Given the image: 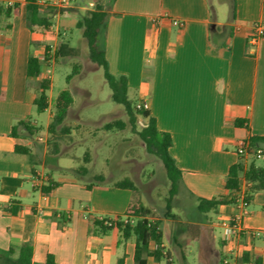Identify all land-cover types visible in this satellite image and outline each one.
I'll use <instances>...</instances> for the list:
<instances>
[{"label": "crops", "instance_id": "1", "mask_svg": "<svg viewBox=\"0 0 264 264\" xmlns=\"http://www.w3.org/2000/svg\"><path fill=\"white\" fill-rule=\"evenodd\" d=\"M87 1L54 8L56 24L49 29L38 27L35 35L27 22L28 0H0L4 8H19L18 15L2 18L0 23V251L13 247L17 256L24 244L31 243L34 264L41 257L44 263L47 253L54 255L58 264H136L135 236L124 239L117 228L100 234L91 226L95 219L123 217L130 191L115 188L118 179L106 175L105 184L91 189L87 186L92 183L79 179L56 180L54 171L44 166L39 169L28 160L38 152L46 164L52 154L48 146L24 131L12 136L19 121L37 127L34 101L42 90L38 92L37 82L32 84V80L39 81L43 65L40 77L29 78V58H42L47 46L56 51L66 43L63 37L68 33L61 21L78 18L77 27L94 5ZM101 5L109 18L99 42L110 72L128 79L129 94H136L138 105L156 119L158 129L172 136L169 152L182 172L181 187L198 213L187 221L168 211L160 217L150 212L142 199L147 218L160 222L163 253L169 254L173 264L177 257L187 264L193 246L208 254V246L202 242L206 227L205 239L214 247L216 264H241L243 253L252 260L261 257L264 264V192L253 195L242 221L243 232L236 238L222 226L238 213L235 204L220 205L209 213L198 208L201 199L231 195L225 185L233 165L242 162L246 169L252 164L264 168V38L256 45L250 41L254 25L264 26V0H231L226 21L218 18L212 0H101ZM50 8L42 6L41 13L47 14ZM174 20L184 26H174ZM241 142L247 143L243 156L238 154ZM16 146L28 148L29 153L16 152ZM49 180L60 185L43 194L40 188ZM27 182L38 197L26 188ZM247 186L243 182L242 194ZM210 213L222 219L219 234L204 216ZM150 249H157L153 241ZM164 262L167 264L166 258H146L147 264Z\"/></svg>", "mask_w": 264, "mask_h": 264}, {"label": "rangeland", "instance_id": "2", "mask_svg": "<svg viewBox=\"0 0 264 264\" xmlns=\"http://www.w3.org/2000/svg\"><path fill=\"white\" fill-rule=\"evenodd\" d=\"M219 1L212 0L216 14L220 20L226 21L231 11V0ZM94 9L95 5L89 6L86 14ZM77 19L63 18L61 27L68 33L63 39L71 47L76 48L79 55L77 57L57 58L52 49L49 56L50 60L42 61L43 74L39 81L38 79L32 80V84L37 82L38 92L42 90V81L49 80L51 84L50 89L46 92L50 99V107L43 113L36 112L33 116L38 132L32 136V139L38 140L42 146L47 145L48 149H51L48 144L50 116L56 112V98L66 89L71 91L74 98V104L69 111L66 122L73 127L80 125V129L73 131L71 141L61 145L60 155H48L46 164L38 152L30 155L28 160L39 169L44 166L48 171H54L56 180L75 178L84 183H93L94 179L91 176L97 174H104L108 179L113 180L130 178L140 188L142 199L144 198L145 205L150 212L163 217L167 212V200L170 198L171 190V182L168 179L166 168L158 157L147 151L139 134L133 131L125 108L113 102L112 90L105 79L104 69L91 60L89 46L82 35V30L75 26ZM51 21L52 24H56L53 18ZM34 31L36 35L37 26L34 27ZM61 37L60 34V40H62ZM75 64L82 66L81 72L68 82L67 78L72 74ZM129 98L135 103H139L136 94L130 93ZM116 119H123L128 123L124 131L107 132L102 129L105 124ZM145 125L144 119L139 117L137 131L142 130ZM40 138L43 140L41 141ZM19 142L26 146L29 145L28 141L24 139H19ZM88 150L92 158L91 162L86 164L84 156ZM51 166L60 167V169H52ZM81 166L88 167L89 177H82L72 171ZM26 188L38 197V193L33 192L30 182L26 183ZM193 203V199L179 185L170 212L173 216L176 215L179 220H193L198 214ZM204 216L208 217V223H213L216 233L219 234L223 231L220 227L222 219L219 215L210 213L204 214ZM203 233L202 242L208 246V254L193 246L192 253L186 256L187 264H216L214 247L210 240L205 239L208 233L206 227H204ZM217 249L220 250L219 244H217ZM38 264H43L42 257ZM175 264H184V262L177 257Z\"/></svg>", "mask_w": 264, "mask_h": 264}, {"label": "trees", "instance_id": "3", "mask_svg": "<svg viewBox=\"0 0 264 264\" xmlns=\"http://www.w3.org/2000/svg\"><path fill=\"white\" fill-rule=\"evenodd\" d=\"M39 0H28L27 3V22L30 28L35 26L49 29L52 26V18L55 13L54 8H50L47 14L41 13V8L38 4ZM95 5L93 11L88 12L78 22L77 28L82 30V35L86 39L91 60L104 69L105 79L112 90L113 102L122 105L129 117V124L132 126L133 131L137 132L142 139L147 151L158 157L164 164L168 179L171 182L170 198L167 200V211L170 212L171 204L174 197L178 193L179 185L182 182V172L177 167L174 158L171 156L169 149L172 146V136L169 133L162 132L158 129L157 121L150 113L142 106L138 108V103H135L129 98V83L125 76H114L109 69V63L106 58L105 50L100 45L99 38L102 31L106 28L108 23L109 14L104 10L101 5V0H92ZM19 14L18 7H6L4 8L0 4V23L2 18H10L13 15ZM233 19H235V12L233 13ZM50 46L46 47V51L43 55L46 61L50 58ZM79 52L76 48L70 46L69 43H61L55 51L57 58L65 57H77ZM82 66L75 64L73 72L68 76L67 80L70 82L75 76L79 75ZM42 61L39 57L32 56L28 60L27 75L29 78H37L41 76ZM50 81L44 80L41 82L42 93L35 99L34 105L38 113H43L50 107V99L46 92L50 89ZM74 104V98L70 90H63L55 100L56 112L52 117V120L48 126L49 140L48 144L51 147L50 152L55 155L61 153V145L72 140L73 131L80 129V125L75 127L68 124L67 117L71 107ZM139 117L147 120V124L142 130L137 131V122ZM128 126V123L123 119H116L112 122L105 124L102 129L104 131H124ZM20 131H24L25 135L33 136L38 132V128L35 127L30 121H19L13 126L12 136L18 137ZM252 141H255V139ZM16 152L21 154H28L29 149L16 146ZM76 159H79L75 157ZM92 155L88 150L84 156V162L86 164L91 162ZM74 172L79 175H86L89 172L88 167L81 166L74 169ZM106 177L104 174H97L94 176V182L88 185L87 188L91 189L94 185H100L106 183ZM243 182H246L248 186L244 190L246 202L250 204L253 195L257 192H264V168L257 167L254 164L250 165L247 169L242 162L233 165L228 173L225 188L231 193L228 196H221L213 198L211 200L201 199L199 200V210L203 213L216 212L220 205L235 204V197L237 193H241ZM60 185L59 182L49 180L43 184L40 188L43 194H50ZM113 186L117 189L128 190L131 193L130 202L128 208L123 217L116 220H109L110 225L105 224L104 220L95 219L91 226L96 228L100 234H107L113 229H119L123 233L124 239H129L132 236L136 237V251H135V263L147 264V257H154L157 261L167 259V264H173L170 261L171 257L163 253L162 241L163 233L160 229L159 221H151L147 218V210L144 206L140 188L130 178H123L116 181ZM20 209L18 206L12 210L13 214H16ZM136 220L135 224H132L131 220ZM154 242L157 245V249L151 250L150 243ZM16 248H10L9 251H0V259L7 264H34L33 255L34 248L31 243L24 244L20 249L17 256ZM241 264H263L261 257H255L253 260L248 253H243ZM43 264H58L54 255L47 253ZM223 264H225L223 262Z\"/></svg>", "mask_w": 264, "mask_h": 264}, {"label": "built area", "instance_id": "4", "mask_svg": "<svg viewBox=\"0 0 264 264\" xmlns=\"http://www.w3.org/2000/svg\"><path fill=\"white\" fill-rule=\"evenodd\" d=\"M75 0H39L38 4L40 6L48 5L52 8H65L70 7ZM11 6V5H10ZM173 25L177 27H183L184 22L179 20H174ZM264 38V26L261 24H255L253 27V34L250 38V41L253 45H256L260 39ZM41 61L45 60L44 57L40 58ZM138 108H141L138 105ZM42 141L43 139L40 138ZM247 153V143L241 142L238 148V154L240 156L246 155ZM263 152L261 150L258 151V155H262ZM39 183V182H38ZM235 206L238 209V213L228 218L226 221L222 222V226L227 230L229 236L236 238L240 236L243 232L242 221L244 216L248 214V206L249 204L246 202L245 196L242 193H237L235 197ZM100 220H104L105 224L110 225V221L106 218H101Z\"/></svg>", "mask_w": 264, "mask_h": 264}]
</instances>
